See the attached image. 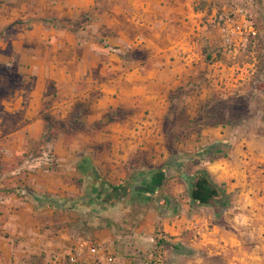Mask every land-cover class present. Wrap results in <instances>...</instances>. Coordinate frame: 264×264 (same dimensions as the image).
I'll use <instances>...</instances> for the list:
<instances>
[{
  "label": "crops",
  "instance_id": "0c3cea01",
  "mask_svg": "<svg viewBox=\"0 0 264 264\" xmlns=\"http://www.w3.org/2000/svg\"><path fill=\"white\" fill-rule=\"evenodd\" d=\"M157 1L159 6H154L155 0H127L133 14L125 9V4L113 0L107 5L104 0H34V7L28 11L33 17L30 23L33 32L39 33L33 43L43 42L55 59L50 66L44 62L45 67H35L30 73V89L25 98L18 94L13 98L12 109L17 110L18 115L24 111L17 123L19 130L15 135L19 144L16 148L23 152L24 143L30 146L43 136L47 125L43 112L47 102L53 103L49 110L59 114L62 120L81 115L79 120L87 131L73 132L63 124L64 129L52 139L51 156L58 167L59 181L53 185L38 184L42 187L34 188L58 192L59 199L34 197L37 209L26 218L28 228L15 227L13 232L26 236L24 229L29 230L33 244L28 251H61L63 258L48 256L43 264H133L134 258L126 255L156 251L158 228L162 227L166 235L174 237L172 241L179 240L183 224H187V230L193 228L196 216L190 217L189 213L194 205L190 203L187 186L176 182V176L169 181L166 179L153 192H145L146 187L142 188L141 184L132 185L141 178L144 180L148 173L169 167L165 163L167 153L162 132L169 110L168 98L162 89L151 91L150 81L155 79L156 86L165 87L167 81L158 76L167 73L174 83L181 84L178 80L188 76L184 70H189L196 61L192 53L181 54L193 47L190 33L194 28H190L185 37L177 34L179 21L188 24L192 16H197L190 9L179 8L180 2L190 0ZM135 6L137 9L133 8ZM51 18L67 21L62 26L54 25L49 22ZM124 24L139 25L140 29L155 33L154 41L144 32L140 34L141 45L146 49L151 44L158 48L167 46L165 51H171L169 55L177 58L171 61V68L161 69V73L154 75L148 70L123 71L121 62L137 63V58L116 57L107 48L125 45L128 30ZM105 31L112 32L108 36L111 42L103 40L99 44L95 34ZM100 53L107 57L101 58ZM139 60V64H143L149 59L145 55ZM70 65L72 68L67 69ZM52 81L53 92L49 88ZM121 87L131 89L129 97L136 96L133 102L137 103L126 106L116 99L114 94ZM144 100L154 102L150 101L147 109L140 104ZM70 140L90 148L73 149ZM103 144L107 147H102ZM47 159L50 158L36 157L35 162L27 161L25 167L39 175L40 171H46L40 166L47 167L49 163L42 161ZM218 163L222 161L210 162L205 170L220 183L224 179H220ZM142 164L146 167H141ZM175 170L178 174L179 166L176 165ZM72 178L83 179L84 184L77 185ZM113 186L122 188L115 191ZM163 186L171 188L169 195L152 199ZM180 206V212L175 210ZM11 251H24L21 240L17 245L12 241ZM66 254L75 255V263L68 262Z\"/></svg>",
  "mask_w": 264,
  "mask_h": 264
},
{
  "label": "rangeland",
  "instance_id": "374dc122",
  "mask_svg": "<svg viewBox=\"0 0 264 264\" xmlns=\"http://www.w3.org/2000/svg\"><path fill=\"white\" fill-rule=\"evenodd\" d=\"M104 1L106 5L112 3V0ZM113 2L125 4V9L130 14L134 13L127 0ZM180 4V9H190L197 14L191 17L188 24L179 21L177 32L182 38L194 28L190 33L193 47L179 50H183L182 55L192 53L196 61L192 62L189 70H184L188 76L178 80L181 84L174 83L167 73L158 76L167 81L165 87L156 86L155 79L150 81L151 91H165L169 104L162 130L167 153L165 163L170 165L166 181L176 176V182L186 186L175 170L176 165L190 175L205 170V165L220 159L222 163H218V169L224 182L218 181L225 184L226 196L224 204L217 208L195 205L189 213L190 217L196 216L193 228L187 230V224H183L179 240L172 241L174 237L166 235L160 227L155 234L167 242L157 245L156 251L126 257H133V264H264V0H190ZM154 6H159L157 0ZM33 7L34 0H0V264H43L48 256L63 258L61 251H28L33 244L32 237L28 236L29 230L24 229L26 236L14 235L13 232L15 227L28 228L26 218L34 215V208L37 209L34 197L59 199L58 192L37 191L34 188L59 181L58 167L51 156V141L59 133V124L67 123L68 129L73 132H87L79 120L81 115L75 114L68 120H62L59 114L49 110L53 103L47 102L43 117H50L53 130L44 132L30 146L24 143L23 152L16 148L17 123L24 111L18 115V111L12 109L13 98L17 94L25 98L30 89V73L35 71V67H45L44 62L50 66L55 59L52 54L49 55V48L43 42L33 43L39 38V33H34L30 25L33 17L28 11ZM133 8L137 9L136 6ZM237 10L254 25L257 36L248 37L236 53H224L220 47L219 28ZM123 26L128 30L125 45L107 48L116 57L137 58V63L121 62L123 71L148 70L154 75L161 73V69L171 68V61L177 58L169 55L171 51H165L167 46L158 48L151 44L146 49L141 45L140 34L144 32L154 41L155 33L146 32L139 25ZM111 34V31L98 32L95 34L96 41L99 44L103 40L109 41ZM164 43L169 45L168 40ZM145 55L148 62L139 64V58ZM100 56L107 57L101 53ZM169 57L170 61H167ZM71 68V65L67 66V69ZM53 83L49 87L52 92ZM121 88L114 94L116 99L126 106L137 103L133 102L136 96L129 97L131 89ZM150 101L154 102L144 100L140 104L148 109ZM70 143L73 149L90 148L83 143L73 144L71 140ZM210 145L217 147L219 158L212 161L193 158L196 151ZM102 147H107V144ZM39 156L50 158L42 160L49 165L43 168L40 163L41 170L46 171L34 175L35 171L25 167V163L35 162L34 159ZM71 181L77 185L84 184L80 178H72ZM169 190L171 188L163 186L152 199L169 195ZM175 210L180 212L181 206ZM13 240L16 245L21 240L24 251H11ZM173 245H177L178 249H174ZM68 257L66 254L68 262L75 263L70 260L75 255Z\"/></svg>",
  "mask_w": 264,
  "mask_h": 264
},
{
  "label": "trees",
  "instance_id": "16d2710c",
  "mask_svg": "<svg viewBox=\"0 0 264 264\" xmlns=\"http://www.w3.org/2000/svg\"><path fill=\"white\" fill-rule=\"evenodd\" d=\"M67 20L65 19H57V18H51L49 22L53 23L54 25H61L64 24ZM248 41V38L245 40V42ZM245 44V43H244ZM243 44V45H244ZM221 47V44H220ZM46 119V128L45 132L49 133L53 130V124L50 121V117L45 118ZM67 125V123H66ZM65 127V124H64ZM63 124H59L58 131L61 129H64ZM67 128V126H66ZM45 134V133H44ZM44 139H47L46 137ZM215 145H210L208 147H204L200 149L199 151H196V153L193 155L196 160L198 161H212L217 158H219V155H217ZM170 168V165L168 169ZM168 169H159L154 172H151L150 174L146 176V178L143 180L142 178L138 181H135L132 185H139L141 184V187H146L145 192H153L156 187H159L163 184V182L167 178V171ZM176 169V168H175ZM179 177L184 180L187 186V192L190 199V203L195 205H211L214 208H217L218 206H221L224 204L226 192L224 189L225 184L224 183H217L215 182L210 175L207 173L206 170H198L193 174H186L183 173L181 170L178 171ZM122 188L121 186H113V190L118 191ZM143 192V191H141ZM157 245H161L163 241L161 239L157 240ZM174 249H178L176 246Z\"/></svg>",
  "mask_w": 264,
  "mask_h": 264
},
{
  "label": "built area",
  "instance_id": "2783aa9c",
  "mask_svg": "<svg viewBox=\"0 0 264 264\" xmlns=\"http://www.w3.org/2000/svg\"><path fill=\"white\" fill-rule=\"evenodd\" d=\"M219 36L222 51L233 54L240 49L248 37L255 38L257 30L247 20L246 16L240 10H237L231 18L222 23L219 28ZM70 260L74 262L75 258L71 257Z\"/></svg>",
  "mask_w": 264,
  "mask_h": 264
}]
</instances>
